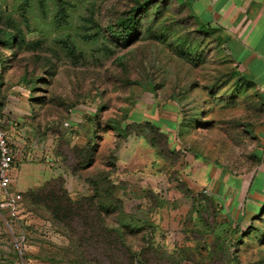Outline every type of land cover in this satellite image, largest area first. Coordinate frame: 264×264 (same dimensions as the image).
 I'll return each mask as SVG.
<instances>
[{"label":"rangeland","instance_id":"1","mask_svg":"<svg viewBox=\"0 0 264 264\" xmlns=\"http://www.w3.org/2000/svg\"><path fill=\"white\" fill-rule=\"evenodd\" d=\"M22 1L0 0V125L15 167L60 179L96 236L22 197L16 218L0 207V264H264L244 206L264 195L263 21L238 76L196 0H157L128 42L108 25L143 0Z\"/></svg>","mask_w":264,"mask_h":264},{"label":"crops","instance_id":"2","mask_svg":"<svg viewBox=\"0 0 264 264\" xmlns=\"http://www.w3.org/2000/svg\"><path fill=\"white\" fill-rule=\"evenodd\" d=\"M199 4L198 9L195 8L196 13L200 15L201 11H206L210 14V22L217 27H221L222 34L228 44L230 53L234 56L237 63V68L243 74L244 72H253L252 64L256 60V54L249 52V41L252 35L254 36L255 29L258 23L262 20L264 24V0H196ZM195 2L193 4H195ZM232 46L229 43H232ZM262 59L259 58L257 64H263ZM15 88V87H14ZM18 91H22L21 87H17ZM264 94V85L261 87ZM10 98H15L14 95H10ZM1 126V125H0ZM5 131L10 138V142L17 153V147L19 146V138L14 133L10 132V129L5 126ZM15 144V146H14ZM20 156L17 153V160H20ZM17 163V162H16ZM22 163L18 162L17 167H14L13 178L11 183V189L14 191H25L29 188H34L40 184V168L36 169L35 174L29 175L28 172L31 168L22 169ZM264 173V158L261 162V167L258 168L256 176L253 177L254 183L258 191H263L264 178L259 179V173ZM26 173L24 176L23 174ZM253 182V181H252ZM260 197V196H259ZM257 199H248L244 204L245 212H250L252 207L257 206ZM240 203L237 202L235 207H239ZM233 209V208H232ZM238 213V211H237ZM244 213V212H241Z\"/></svg>","mask_w":264,"mask_h":264},{"label":"trees","instance_id":"3","mask_svg":"<svg viewBox=\"0 0 264 264\" xmlns=\"http://www.w3.org/2000/svg\"><path fill=\"white\" fill-rule=\"evenodd\" d=\"M27 0L22 1V7L25 6V2ZM157 0H143V1H137L136 6L130 10L129 13H127L126 16L120 18L117 20L115 24H109L108 27L113 31L114 36L117 39H120L122 41L128 42L132 38H134L138 32L139 27L141 25V20L143 16H147L149 12V6L156 3ZM39 6H43V0H38ZM158 12V11H157ZM210 26V25H209ZM208 26H206L207 28ZM212 30H219L222 32L221 27H212L210 26ZM2 33H5L6 31L1 30ZM6 34V33H5ZM18 35L17 34H7L6 37L3 38L2 41H4V45H8L11 48L15 46L17 43ZM235 71L236 75L243 76L242 73L239 71L238 68ZM247 83L249 85H252L254 87L256 84L253 80L246 79ZM146 125H148V128L159 132V126L153 123L146 122ZM92 152V150L90 151ZM90 155V153H89ZM86 158V156H84ZM60 179H55L46 182L43 186L38 188H29L23 192H25L24 196L21 192V196L24 197V200L28 203H34L39 204L43 206L46 210H48L51 214L54 220L56 222L61 223L65 226H76L78 229H91L90 232L91 236L95 235V227L94 225H91L90 222H87V211L82 208V202L80 201H72L68 195L66 194V191L61 186ZM263 199H262V198ZM22 201V198H21ZM257 206L252 207V210L250 212H246V215H249L248 220L251 222L255 219H264L262 218L264 215V195L260 194V197L257 199ZM90 206L89 208H94L93 202L89 200V202L86 203V207ZM92 214H90L91 217L96 218V211L91 210ZM7 212V211H6ZM8 214V213H7ZM243 215V213H242ZM9 216V215H8ZM89 216V217H90ZM11 219L14 217L9 216ZM243 218V216H242ZM241 218V220H242ZM96 223V220L94 221ZM94 228V229H93ZM98 230V227H97ZM106 231L103 228H99V231ZM85 232V231H84ZM90 236V237H91Z\"/></svg>","mask_w":264,"mask_h":264},{"label":"built area","instance_id":"4","mask_svg":"<svg viewBox=\"0 0 264 264\" xmlns=\"http://www.w3.org/2000/svg\"><path fill=\"white\" fill-rule=\"evenodd\" d=\"M64 125L69 126L70 121L66 120ZM16 161L17 153L6 131L0 126V207L14 218L17 217L22 198L20 191L11 189Z\"/></svg>","mask_w":264,"mask_h":264}]
</instances>
